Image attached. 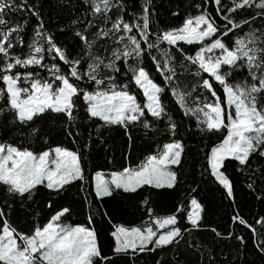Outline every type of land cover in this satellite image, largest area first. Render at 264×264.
Segmentation results:
<instances>
[{"label":"snow or ice","instance_id":"snow-or-ice-1","mask_svg":"<svg viewBox=\"0 0 264 264\" xmlns=\"http://www.w3.org/2000/svg\"><path fill=\"white\" fill-rule=\"evenodd\" d=\"M81 5L84 11L69 21L77 51L57 41L38 3L0 0V118L19 137L0 139L5 194L0 264H113L122 258L136 264L141 254L178 246L204 228L205 209L195 195L167 214L157 213L151 200L154 192L178 187L185 138L193 126L208 149L201 174L213 177L226 198L235 202L227 163L238 162V170L260 171L264 177V165L252 169L253 161L264 159V29L255 27L258 19L264 23V0H200L190 5L195 12L171 11L179 18L176 24L157 18L154 0H81ZM33 17L29 42L22 33ZM184 74L196 78L190 88L180 86ZM169 100L188 124L174 117ZM49 117L53 125L59 118L76 148L51 142L42 125ZM82 122L94 128L79 146ZM161 122L166 140L150 135L160 132ZM114 127L127 136L129 155L132 129H141L154 148L134 165L93 176L85 164L93 136L104 143L101 130ZM37 143L43 145L39 150ZM247 187L254 191V182ZM73 189L88 209L84 223L72 222L73 209L64 202ZM42 191L49 214L35 212L32 227L20 229L10 219V200L29 210ZM144 191L149 195L140 201V218L113 221L106 199ZM258 198L264 199V192ZM98 218L110 224L108 254ZM231 221L257 236L255 248L264 255V232L256 227L264 229V216L249 223L236 212ZM211 231L245 240L232 231Z\"/></svg>","mask_w":264,"mask_h":264},{"label":"trees","instance_id":"trees-1","mask_svg":"<svg viewBox=\"0 0 264 264\" xmlns=\"http://www.w3.org/2000/svg\"><path fill=\"white\" fill-rule=\"evenodd\" d=\"M30 2L38 3L41 6L46 25L54 33L57 41L69 48L76 47L79 51L73 31L69 27V21L84 11L86 6L81 5V0H30ZM199 2L200 0H154L158 11L157 18L171 24L179 23V18L170 15L171 11L177 10L179 7L182 13L185 9L195 12L196 10L191 8L190 5ZM126 3H131V0H126ZM206 6L211 9L213 4L206 3ZM128 11H131V9H128ZM16 15L18 19L23 20V16ZM35 24L36 20L33 17L28 29H26L27 34L22 33L29 42ZM60 26L64 28L63 32L59 30ZM255 27L264 29V23L258 19L255 22ZM101 52H103V49H101ZM177 56L179 59L178 54ZM195 79V77L188 74L181 75L179 76L180 86L190 88ZM167 102L174 109V117L177 120L183 119L184 123L188 124V118L182 116L178 106L170 100ZM80 115L83 121L84 114L81 113ZM4 119L0 118V139H6L10 135L13 136L14 140L19 139L18 136L4 128ZM52 119V117H49L42 122L43 131L51 135V142L53 144L62 143L73 149L76 148L77 145L72 144L70 138H65L63 129L59 127V118H57L55 125H53ZM80 128L84 135L77 139L79 146H83L87 141L90 128H94V125L90 126L82 122ZM163 130L164 125L161 122L160 132L150 133V135L160 136L162 140H166L167 137L162 135ZM100 135L104 138V143L93 136L91 151L86 153L85 164L89 173L93 176L96 171H102L107 176L111 171L118 170L129 163L134 165L150 149L154 148V143L144 136L141 129H132L130 155L127 136L122 129L118 127L102 129ZM185 143L186 151L183 165L179 170L180 183L178 187L175 191L154 192L151 195L152 206L159 214L171 213L178 202L185 200L189 194L195 195L205 209L202 220L205 227L186 236L185 240L178 246H167L162 251L158 249L154 253L141 254V258L137 260L136 264H157V262L159 264H264V255L260 254L255 248L257 236L252 234L249 229L243 228V226L237 228L236 224L231 221V216L236 212L249 223H254L259 217L264 216V199L258 198L264 192V177H262L261 172L256 171L253 174L248 170L240 171L237 168L238 162L227 163V174L234 182L235 202H232L225 197L222 186H219L213 177L208 173L201 174L203 172L204 155L208 149L194 126L192 127V135L186 136ZM34 147L39 150L43 145L37 143ZM258 164L264 165V159L257 158L253 161L252 169H256ZM250 182H254V191L247 187ZM192 188H195L196 191L192 192ZM147 195H149L147 191L141 192L139 195L115 194L113 198L106 199L105 204L113 221L132 222L144 214V208L140 201ZM4 199V189L0 188V202ZM46 199L47 197L42 191L41 194L35 197V203L29 204V210L22 208L19 200H10L13 204L10 219L20 229H29L32 227V217L35 212H40L42 217L49 214ZM64 202L70 204L73 209L71 218L73 223L86 222L88 209L75 189L64 198ZM93 209L95 210V205ZM98 226L101 230L100 236L104 253L108 254L110 224L106 218H98ZM211 227H216L225 234L232 231L236 235H243L245 240L241 243L235 238L217 237L211 231ZM256 227L259 231L264 232L259 224ZM113 264H127V259H117Z\"/></svg>","mask_w":264,"mask_h":264}]
</instances>
